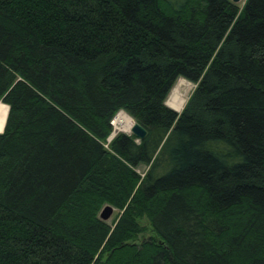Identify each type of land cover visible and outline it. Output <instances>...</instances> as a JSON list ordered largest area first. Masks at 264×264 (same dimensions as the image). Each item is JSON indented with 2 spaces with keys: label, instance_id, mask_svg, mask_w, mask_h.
<instances>
[{
  "label": "trees",
  "instance_id": "16d2710c",
  "mask_svg": "<svg viewBox=\"0 0 264 264\" xmlns=\"http://www.w3.org/2000/svg\"><path fill=\"white\" fill-rule=\"evenodd\" d=\"M0 102V264H264V0H0Z\"/></svg>",
  "mask_w": 264,
  "mask_h": 264
},
{
  "label": "bare ground",
  "instance_id": "6f19581e",
  "mask_svg": "<svg viewBox=\"0 0 264 264\" xmlns=\"http://www.w3.org/2000/svg\"><path fill=\"white\" fill-rule=\"evenodd\" d=\"M183 80H185V78L182 77L177 78V81L173 84L166 99L167 104H169L171 107L175 109H180L185 101V96H184L185 90L183 91L180 87V82H182ZM7 109H8V105L0 102V130H2L4 126ZM111 121L115 127V130L112 131V135L118 129L129 132L131 126L135 122V120L124 111H118Z\"/></svg>",
  "mask_w": 264,
  "mask_h": 264
},
{
  "label": "rangeland",
  "instance_id": "374dc122",
  "mask_svg": "<svg viewBox=\"0 0 264 264\" xmlns=\"http://www.w3.org/2000/svg\"><path fill=\"white\" fill-rule=\"evenodd\" d=\"M243 1H244V0H238L237 2H238L239 4H242ZM184 78H185V77H184ZM176 81H177V79H176ZM176 81H175V82H176ZM185 86H186V87H185ZM180 87H181V89H182L183 91L185 90V91H184V96H185L184 104H185L187 98L189 97L190 93L192 92V90H193L194 87H195V82H193V81H191V80L185 78V80H183L182 82H180ZM170 90H171V88H170ZM170 90L168 91V93L170 92ZM168 93H167V96H168ZM167 96H166V99H167ZM166 99H165V102H166ZM166 103H167V102H166ZM184 104H182L181 108H180V109H177V111H180V110L182 109V107H183ZM120 110H123V109H120ZM116 113H117V112H116ZM112 127H113L112 131H114V130H115V127H114L113 123H112ZM112 131H111V132H112ZM120 131H123V132H125V133H128L127 131L119 130V129H118V130L115 131V133L112 135V137H113L116 133H118V132H120ZM110 134H111V133H110ZM109 137H110V135L108 136V140L110 139ZM112 137H111V138H112ZM105 145L108 146L107 142H105ZM147 168H148V165H146V164H139V165L136 167V170H137L138 172H140L141 174H144V172L147 170ZM105 204H106V203H105ZM111 205H112V204H111ZM112 206H113V205H112ZM120 211H121L120 209H118L117 207L113 206V211H112V213L110 214V216H109L106 220H107L108 222H111V221L115 220L116 217L118 216V214H119ZM139 221H140V224H142V225H146V224H145V221H146V218H145V217H141V218H139ZM149 232H150V231H149L147 228L144 229L143 231L140 232V234H139V238L142 237V236H146V235H148Z\"/></svg>",
  "mask_w": 264,
  "mask_h": 264
},
{
  "label": "water",
  "instance_id": "95a60500",
  "mask_svg": "<svg viewBox=\"0 0 264 264\" xmlns=\"http://www.w3.org/2000/svg\"><path fill=\"white\" fill-rule=\"evenodd\" d=\"M232 1L237 2L238 0H232ZM167 105H169V104H167ZM173 109H175V108H173ZM175 110L177 111V109H175ZM111 123H112V121H111ZM128 133H133V134L136 135V137L138 139H141V138H143L146 135L147 129L141 123H139L138 121L135 120V122L131 126V129H130V131ZM111 137H112V132H111L109 138H111ZM112 211H113V206L110 203H106L100 209L99 217L102 218V219H107L110 216V214L112 213Z\"/></svg>",
  "mask_w": 264,
  "mask_h": 264
},
{
  "label": "crops",
  "instance_id": "0c3cea01",
  "mask_svg": "<svg viewBox=\"0 0 264 264\" xmlns=\"http://www.w3.org/2000/svg\"><path fill=\"white\" fill-rule=\"evenodd\" d=\"M1 131V130H0Z\"/></svg>",
  "mask_w": 264,
  "mask_h": 264
}]
</instances>
